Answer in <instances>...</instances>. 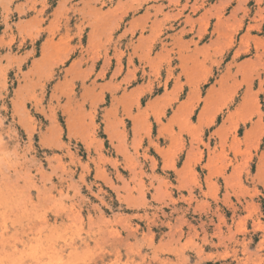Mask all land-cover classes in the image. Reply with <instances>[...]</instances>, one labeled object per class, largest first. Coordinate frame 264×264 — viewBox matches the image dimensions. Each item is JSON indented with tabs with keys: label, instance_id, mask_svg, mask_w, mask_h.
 <instances>
[{
	"label": "rangeland",
	"instance_id": "rangeland-1",
	"mask_svg": "<svg viewBox=\"0 0 264 264\" xmlns=\"http://www.w3.org/2000/svg\"><path fill=\"white\" fill-rule=\"evenodd\" d=\"M98 7L0 0V264L258 259L264 0Z\"/></svg>",
	"mask_w": 264,
	"mask_h": 264
},
{
	"label": "clouds",
	"instance_id": "clouds-1",
	"mask_svg": "<svg viewBox=\"0 0 264 264\" xmlns=\"http://www.w3.org/2000/svg\"><path fill=\"white\" fill-rule=\"evenodd\" d=\"M98 11H97V15L94 17V19L97 22L102 21L107 15L108 12L112 11V9L108 8L107 11H105V9L107 8L108 5V0H98ZM137 8H143L144 5L143 4H138L136 5ZM127 25H122L121 29L119 30V34H122V32L124 31V29H126ZM115 31V30H114ZM87 42V41H85ZM244 56H241L240 59H244ZM180 69H177V72H179ZM159 91H163L162 88L158 89ZM3 97L0 96V99H2ZM180 99H183V97H181ZM205 100H200L199 103H205ZM175 103V102H174ZM5 110H7L6 106H4ZM193 119H195V117H192ZM241 132L243 133V129H241ZM262 227H264V225H262ZM254 249H256V246H253ZM261 248H264V242H262ZM259 252V258L255 259V260H245L243 262V264H264V251H261L260 249H256ZM243 251V250H242ZM94 254V250L89 251L86 256L84 257V259H90L91 256ZM70 264H76V262H70Z\"/></svg>",
	"mask_w": 264,
	"mask_h": 264
},
{
	"label": "bare ground",
	"instance_id": "bare-ground-1",
	"mask_svg": "<svg viewBox=\"0 0 264 264\" xmlns=\"http://www.w3.org/2000/svg\"><path fill=\"white\" fill-rule=\"evenodd\" d=\"M204 120V118H202V121Z\"/></svg>",
	"mask_w": 264,
	"mask_h": 264
}]
</instances>
